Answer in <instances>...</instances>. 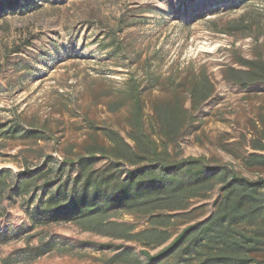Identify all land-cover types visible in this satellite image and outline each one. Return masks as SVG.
I'll list each match as a JSON object with an SVG mask.
<instances>
[{"label": "rangeland", "instance_id": "374dc122", "mask_svg": "<svg viewBox=\"0 0 264 264\" xmlns=\"http://www.w3.org/2000/svg\"><path fill=\"white\" fill-rule=\"evenodd\" d=\"M252 12L264 13V0H21L2 12L0 129L14 120L21 129L14 138L0 135V175L8 186L0 197V264L119 259L114 256L123 248L98 244L121 240L81 230L71 218L49 219L39 210L62 180L80 172L65 161L84 155L86 144H108V128L130 142L131 102L116 111L109 106L131 77L141 86L148 129L152 102L168 97L174 85L188 83L191 72L206 71L215 91L179 140L183 156L231 163L244 176L264 180V166L249 164L253 155L262 154L250 143L264 134V85L244 89L223 79L234 50L249 58L258 51L244 32L225 31ZM259 44L264 51V34ZM169 150L175 151L173 144ZM90 161L94 168L108 163L100 156ZM49 168H62L63 176L47 174ZM38 173L40 187L18 192L19 181ZM44 179L54 183L43 186ZM216 196L214 190L207 199L194 200L193 207L204 205L194 216L207 215ZM113 212V220L147 226L142 217ZM124 247L141 248L134 242ZM257 264H264V253Z\"/></svg>", "mask_w": 264, "mask_h": 264}, {"label": "trees", "instance_id": "16d2710c", "mask_svg": "<svg viewBox=\"0 0 264 264\" xmlns=\"http://www.w3.org/2000/svg\"><path fill=\"white\" fill-rule=\"evenodd\" d=\"M20 1L0 0V14L15 9ZM263 24L264 13L252 12L226 28L227 33L242 31L252 37L258 51L249 58L234 50L233 63L223 71L224 81L244 89L264 85V51L259 48L264 28H258ZM191 73L188 83L174 85L168 97L152 102L148 129L141 86L131 77L123 95L109 106L110 111H116L131 102L130 142L108 128V144H86L84 155L76 161H65L80 167V172L62 180L58 191L51 192L39 210L49 219L71 218L81 230L121 240L98 244L123 248L114 256L119 259L111 258L107 264H257L259 254L264 253V180L244 176L231 163L206 156H183L180 150L179 140L196 122L194 112L215 91L206 71ZM20 129V122L14 120L0 129V135L14 138ZM263 141L264 134H260L250 143L252 149L262 152L250 158V165L264 166ZM170 144L174 152L169 150ZM96 156L108 163L94 168L90 159ZM47 171L63 176L62 168ZM6 172L12 174L11 170ZM40 174L19 181L18 192L40 187ZM4 179L0 175V197L8 187ZM53 183L54 179H44L43 186ZM214 190L217 196L213 209L202 218L195 217L204 205L193 207V201L207 199ZM117 210L144 218L147 226L138 229L135 223L113 220L111 216ZM126 242L141 248L134 252L124 247Z\"/></svg>", "mask_w": 264, "mask_h": 264}]
</instances>
